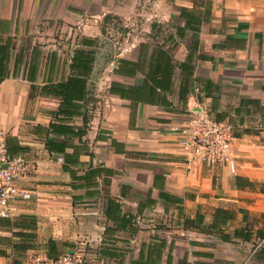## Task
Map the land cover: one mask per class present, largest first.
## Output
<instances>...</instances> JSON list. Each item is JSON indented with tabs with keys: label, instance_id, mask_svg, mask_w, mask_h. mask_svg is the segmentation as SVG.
<instances>
[{
	"label": "crops",
	"instance_id": "0c3cea01",
	"mask_svg": "<svg viewBox=\"0 0 264 264\" xmlns=\"http://www.w3.org/2000/svg\"><path fill=\"white\" fill-rule=\"evenodd\" d=\"M135 5L0 0V126L30 194L0 218V264L67 253L79 264H264V243L252 252L264 238V0H186L176 23L163 16L117 52L102 34ZM78 50L94 57L87 93L61 104L42 86L64 81ZM197 111L232 124L234 170L185 161L178 129ZM51 122L83 130L55 134Z\"/></svg>",
	"mask_w": 264,
	"mask_h": 264
},
{
	"label": "built area",
	"instance_id": "2783aa9c",
	"mask_svg": "<svg viewBox=\"0 0 264 264\" xmlns=\"http://www.w3.org/2000/svg\"><path fill=\"white\" fill-rule=\"evenodd\" d=\"M181 134L179 144L186 162L205 164L220 163L229 165L234 170L231 157L233 126L226 120H217L206 112H193L178 129ZM25 171L22 156L9 155L6 145V132L0 126V217L10 218L16 214V205L20 200L30 199L29 192L18 188L17 182ZM264 243V238L254 245L257 251ZM22 264H79L73 254L67 253L56 257L44 254L28 255Z\"/></svg>",
	"mask_w": 264,
	"mask_h": 264
},
{
	"label": "trees",
	"instance_id": "16d2710c",
	"mask_svg": "<svg viewBox=\"0 0 264 264\" xmlns=\"http://www.w3.org/2000/svg\"><path fill=\"white\" fill-rule=\"evenodd\" d=\"M93 59H94L93 53L89 50L76 51L73 54L72 61L69 65L70 75H68L64 81H59L57 83L43 85L42 90L59 97L61 100V104L69 103L70 100L73 98H84V96L87 93V88H86L87 77L92 68ZM60 112H61V107L58 109L57 113H60ZM48 130L55 134L61 133L63 135H72V134L75 135L77 131H79V134H81V131L83 129L78 128L77 131H74L70 127L65 128L64 126H61V124L58 122H51L48 126ZM64 144H65V141L59 142L56 140H46V147L49 151L55 150L56 152L63 153L66 156L67 154L64 150ZM7 152H8V149H7ZM102 172L106 173V170H104L101 167L93 168L89 170L88 173H85L84 176L86 178L87 176H90V175H96V174L100 175ZM18 217L21 219H28L30 222L29 223L30 227L31 226L33 227L35 224V218L32 216H26V215L19 214ZM13 235L22 237L24 240H32L36 237L34 232H27V231L24 232L22 230L14 231ZM17 245H18V248H22V249H26L31 246L30 244H26V243H19Z\"/></svg>",
	"mask_w": 264,
	"mask_h": 264
},
{
	"label": "rangeland",
	"instance_id": "374dc122",
	"mask_svg": "<svg viewBox=\"0 0 264 264\" xmlns=\"http://www.w3.org/2000/svg\"><path fill=\"white\" fill-rule=\"evenodd\" d=\"M183 4H186V0H136L135 12H131L127 19L116 17L109 20V26L114 24L115 29L109 33H103V40L107 41V38L113 39L115 41V50L117 52L122 51L126 46L123 47L121 42H126L127 39L135 37L144 38L146 29L159 18L165 16L169 20L166 21L167 24L176 23L177 20L171 14L179 10ZM157 24L159 25V22ZM153 29H155L154 26ZM101 52H106L105 46H102ZM104 67L101 65L100 69L103 70Z\"/></svg>",
	"mask_w": 264,
	"mask_h": 264
},
{
	"label": "water",
	"instance_id": "95a60500",
	"mask_svg": "<svg viewBox=\"0 0 264 264\" xmlns=\"http://www.w3.org/2000/svg\"><path fill=\"white\" fill-rule=\"evenodd\" d=\"M196 113H199V111H197Z\"/></svg>",
	"mask_w": 264,
	"mask_h": 264
}]
</instances>
